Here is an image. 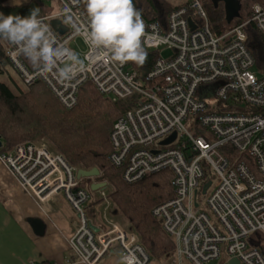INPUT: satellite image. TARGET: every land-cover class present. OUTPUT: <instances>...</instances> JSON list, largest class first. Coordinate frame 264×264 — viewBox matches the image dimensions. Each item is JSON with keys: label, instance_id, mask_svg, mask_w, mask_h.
I'll return each instance as SVG.
<instances>
[{"label": "built area", "instance_id": "2783aa9c", "mask_svg": "<svg viewBox=\"0 0 264 264\" xmlns=\"http://www.w3.org/2000/svg\"><path fill=\"white\" fill-rule=\"evenodd\" d=\"M56 1L60 9L41 17L59 44L73 50L71 43L80 38L85 70L61 80L56 70L29 66L18 47L4 39L5 54L22 82L41 81L65 109L76 104L85 83L112 101L137 94L136 105L112 125L108 159L127 183L166 168L172 172V195L151 214L174 240L175 263L264 264V251L251 241L254 232L264 239V73L254 69L245 22L215 35L199 0L171 9L165 27L142 17L145 49L170 54H158L141 73L128 62L102 60L103 53L90 47L82 0ZM250 18L264 37V5L255 4ZM53 19L65 28L62 34L51 26ZM230 151L240 153L234 163L226 157ZM0 162L42 210L61 196L76 214L68 237L74 264H104L113 255L121 264H151L138 235L108 215L103 189L98 190L104 198L99 221L88 216L90 195L79 187L76 169L42 139L0 150ZM204 194L216 221L200 209Z\"/></svg>", "mask_w": 264, "mask_h": 264}, {"label": "trees", "instance_id": "16d2710c", "mask_svg": "<svg viewBox=\"0 0 264 264\" xmlns=\"http://www.w3.org/2000/svg\"><path fill=\"white\" fill-rule=\"evenodd\" d=\"M8 1L0 0V13L4 15L18 14L23 17L29 15L31 9L39 8L40 15L46 16L52 9L45 7L42 0H28L19 4ZM82 3L86 9L85 0ZM134 4L146 21H154L165 27L169 11L184 5V2L134 0ZM255 4L264 5V0H242L240 17L229 24L224 19L222 4L219 3L216 8L209 4L206 13L210 29L219 35L235 23L250 19ZM245 33L246 46L255 60L254 69L260 74L264 73V37L252 21L246 25ZM147 53L146 62L136 69L138 72L148 71L158 56L157 51ZM137 100L138 95L132 94L112 101L101 95L92 84L85 83L78 91L76 104L65 109L41 81L29 85L22 82L5 54L4 39L0 38V150L7 152L17 144L44 138L76 171L97 168L99 173L93 181L105 182L110 188L108 191L106 187L100 188L105 190L106 199L110 202L107 210L110 218L138 235L153 262L176 264L174 240L151 214L156 204L172 195V172L166 168L127 183L122 178L121 169L113 166L108 159L112 125L117 117L132 109ZM92 198L90 196L86 212L96 222L100 215L97 216L95 206L104 198ZM251 241L264 251V239L258 232L251 235Z\"/></svg>", "mask_w": 264, "mask_h": 264}, {"label": "clouds", "instance_id": "9594fccd", "mask_svg": "<svg viewBox=\"0 0 264 264\" xmlns=\"http://www.w3.org/2000/svg\"><path fill=\"white\" fill-rule=\"evenodd\" d=\"M85 4L89 22L84 35L92 49L103 53L101 59L143 65L148 55L143 46L145 23L134 0H85ZM0 38L17 46L34 68L56 70L61 80L70 81L85 70L79 55L57 42L39 8L23 17L0 13Z\"/></svg>", "mask_w": 264, "mask_h": 264}, {"label": "crops", "instance_id": "0c3cea01", "mask_svg": "<svg viewBox=\"0 0 264 264\" xmlns=\"http://www.w3.org/2000/svg\"><path fill=\"white\" fill-rule=\"evenodd\" d=\"M25 1L28 0L11 4ZM54 12L53 9L49 14ZM60 197L51 209L42 210L0 162V264H74L75 255L68 237L73 232L76 216L63 223L57 214ZM151 264L160 263L151 261Z\"/></svg>", "mask_w": 264, "mask_h": 264}, {"label": "rangeland", "instance_id": "374dc122", "mask_svg": "<svg viewBox=\"0 0 264 264\" xmlns=\"http://www.w3.org/2000/svg\"><path fill=\"white\" fill-rule=\"evenodd\" d=\"M20 1H23V0H9V2L10 3H14V2H20ZM43 1V5L45 6V7H47V8H51L52 7V11H53V9L56 11V10H59L60 9V6H59V4L56 2V0H42ZM178 1H180V2H184V4L188 1V0H178ZM201 1V3H202V5H203V7L205 8V10H206V12L208 13V8H207V6L209 5V4H211L212 5V3L209 1V0H200ZM240 14H241V10H240ZM210 28H211V26H210ZM71 47H72V49H73V51H75L78 55H79V57L81 58V55H80V53L83 51V44H82V42H81V40H80V38H77L76 40H75V42H73V43H71ZM159 51H157V54H159V55H161L162 57H167V56H169V54H170V52L168 51V50H165V49H162V48H159L158 49ZM27 63H29V61L23 56L22 57ZM128 64H129V66L132 68V69H138V65L137 64H133L132 65V62H128ZM29 65H30V63H29ZM12 74H13V76L15 77V78H17V74L14 72V71H12L11 72ZM189 129H190V127H191V125H190V123L188 122V123H186L185 124ZM43 140L45 143H47V141L44 139V138H40L39 140H37V141H40V140ZM48 144V143H47ZM49 145V144H48ZM50 147V146H49ZM52 149V148H51ZM54 150V149H53ZM239 156H240V153L239 152H233V151H230V152H227L226 153V157L228 158V160H229V162L230 163H234L238 158H239ZM96 176H94V177H90V178H86V177H81L80 179H79V187L80 188H83V189H85L87 192H88V194L91 196V197H93L92 198V200H96V199H98L99 197H100V194H97V195H95V192L93 191V190H91L90 189V185H91V182L93 181V180H95L94 178H95ZM215 178V177H214ZM215 186V181L213 182V184H212V186L209 188V190H208V192L209 191H211V189L213 188ZM109 187V186H108ZM107 186H106V190L108 191V190H110V188H108ZM105 191V190H104ZM205 196H206V194H204V195H199V200H200V202H201V210H203V211H205V212H207L211 217H212V219H213V221H216L215 219H214V217H213V215H212V213H210L209 212V210H208V208H207V205H206V203H205V201H204V198H205ZM61 198V203H60V205H59V212L57 213L58 215H60L61 216V218H63V223H67L69 220H72V219H75V213L73 212V210L71 209V208H69V206H67V203L64 201V199L62 198V197H60ZM103 206H104V201H103V199H102V201H100L96 206H95V210H96V212L98 213L97 214V216L98 215H100L101 214V212H102V209H103ZM68 218H69V220H68ZM53 220H54V218H53ZM54 222L57 224V225H59V223L57 222V221H55L54 220ZM121 224V223H120ZM122 225V224H121ZM60 226V225H59ZM123 226V225H122ZM62 230H64L65 232H66V230H65V228L63 229L62 228ZM51 238H53V236H51ZM50 238V239H51ZM49 239V240H50ZM44 248V247H43ZM49 250H51V247L49 248ZM222 255H223V253H222ZM222 259V258H221ZM107 264H121L120 262H119V260L117 259V256L116 255H113V256H110V257H107Z\"/></svg>", "mask_w": 264, "mask_h": 264}, {"label": "water", "instance_id": "95a60500", "mask_svg": "<svg viewBox=\"0 0 264 264\" xmlns=\"http://www.w3.org/2000/svg\"><path fill=\"white\" fill-rule=\"evenodd\" d=\"M212 5L216 8L218 7L219 3H222L223 6V10H224V18L226 23H231L233 19L240 17V10H241V1L242 0H209ZM189 23H191V20L189 19ZM51 26L58 30L59 33H63L65 28L63 26H61L59 24V21L56 19H53L50 21ZM1 144V142H0ZM98 170L97 168H92L90 170H84V169H78L76 171V176L78 179H80L81 177H86V178H90V177H94L98 175ZM106 187V183L105 182H100V183H92L90 185V189L95 191L97 189L100 188H105ZM204 192V191H203ZM90 227L92 230L97 231L98 228L95 227L93 224H90ZM235 261V260H234ZM232 262H230L229 264H232Z\"/></svg>", "mask_w": 264, "mask_h": 264}, {"label": "bare ground", "instance_id": "6f19581e", "mask_svg": "<svg viewBox=\"0 0 264 264\" xmlns=\"http://www.w3.org/2000/svg\"><path fill=\"white\" fill-rule=\"evenodd\" d=\"M200 1V0H199ZM57 2V1H56ZM200 3H201V1H200ZM202 4V3H201ZM222 4V3H221ZM186 5V4H185ZM203 6V5H202ZM214 7V6H213ZM204 8V7H203ZM215 8V7H214ZM204 10H205V8H204ZM205 12H206V10H205ZM189 13H191V11L189 12ZM207 14V13H206ZM208 17V16H207ZM239 18V17H238ZM225 19V18H224ZM235 19H237V18H235ZM234 20V19H233ZM232 20V21H233ZM249 21H252L251 20V18L250 19H248V20H243V21H241V22H238V23H235L234 25H236V24H241V23H244V32H245V27H246V25L249 23ZM148 22H154V21H148ZM253 22V21H252ZM208 23H209V21H208ZM159 24V23H158ZM166 24H167V21H166ZM255 24V23H254ZM234 25H232L230 28H228L227 30H229V29H231ZM256 26V25H255ZM209 28H210V26H209ZM257 28V27H256ZM211 30V29H210ZM227 30H225V31H227ZM212 31V30H211ZM224 31V32H225ZM259 31V30H258ZM223 33V32H222ZM246 34V33H245ZM263 36V35H262ZM247 38V37H246ZM247 47V46H246ZM248 49V48H247ZM249 50V49H248ZM147 52H149V51H152V50H146ZM154 51H156V50H154ZM250 51V50H249ZM251 53V52H250ZM252 54V53H251ZM252 56H253V54H252ZM254 58V57H253ZM254 62H255V60H254ZM154 63V62H153ZM153 63H152V65H153ZM152 65H151V67H152ZM151 67H150V69H151ZM149 69V70H150ZM136 72H138L136 69H134ZM148 70V71H149ZM145 72H147V71H145ZM145 72H143V73H145ZM235 260V261H234ZM233 261V263L232 264H234L235 262H236V259H231V261L230 262H232Z\"/></svg>", "mask_w": 264, "mask_h": 264}, {"label": "flooded vegetation", "instance_id": "af4514ba", "mask_svg": "<svg viewBox=\"0 0 264 264\" xmlns=\"http://www.w3.org/2000/svg\"><path fill=\"white\" fill-rule=\"evenodd\" d=\"M108 200V199H107Z\"/></svg>", "mask_w": 264, "mask_h": 264}]
</instances>
